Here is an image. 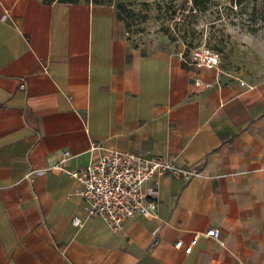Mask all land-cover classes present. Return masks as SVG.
<instances>
[{
	"label": "crops",
	"instance_id": "1",
	"mask_svg": "<svg viewBox=\"0 0 264 264\" xmlns=\"http://www.w3.org/2000/svg\"><path fill=\"white\" fill-rule=\"evenodd\" d=\"M118 15L107 0H0V264H264V72L198 67ZM96 146L194 176L151 181L157 216L115 232L70 176Z\"/></svg>",
	"mask_w": 264,
	"mask_h": 264
},
{
	"label": "rangeland",
	"instance_id": "2",
	"mask_svg": "<svg viewBox=\"0 0 264 264\" xmlns=\"http://www.w3.org/2000/svg\"><path fill=\"white\" fill-rule=\"evenodd\" d=\"M132 13L128 32L137 43L188 54L197 46L218 52L222 65L247 74L264 72V0H211L207 12H192V0H107Z\"/></svg>",
	"mask_w": 264,
	"mask_h": 264
},
{
	"label": "built area",
	"instance_id": "3",
	"mask_svg": "<svg viewBox=\"0 0 264 264\" xmlns=\"http://www.w3.org/2000/svg\"><path fill=\"white\" fill-rule=\"evenodd\" d=\"M128 36H131L128 33ZM189 61L193 65L206 70L221 66L218 52L205 45L191 49ZM197 87L211 89L213 85L197 79ZM102 151L98 159L90 166L73 171L70 176L81 185L79 195L85 201V213L88 217L100 218L113 231L120 232L125 224L137 217L155 218L158 203L154 200L155 187H149L151 181L175 174L186 180L194 176L191 171L178 167L174 161L166 158L146 157L143 153L125 152L105 147H94ZM70 159V153L64 152L61 163ZM80 224L79 220L75 221ZM206 237L219 240L220 231L211 229ZM154 246L159 239L156 238ZM197 240L185 249L186 254L192 252ZM182 247V242L176 244Z\"/></svg>",
	"mask_w": 264,
	"mask_h": 264
},
{
	"label": "trees",
	"instance_id": "4",
	"mask_svg": "<svg viewBox=\"0 0 264 264\" xmlns=\"http://www.w3.org/2000/svg\"><path fill=\"white\" fill-rule=\"evenodd\" d=\"M56 0H46L47 3H52ZM80 0H58L60 3H76ZM84 1H92L93 3H101V0H84ZM247 0H234V3L236 6H241L244 2ZM210 2L211 0H192L193 6H192V12H207L210 9ZM117 9L119 11V19L126 21V27L129 30L131 27V24L128 23V19L132 17V13L128 10H126L124 5H118ZM188 53L186 52V55Z\"/></svg>",
	"mask_w": 264,
	"mask_h": 264
}]
</instances>
